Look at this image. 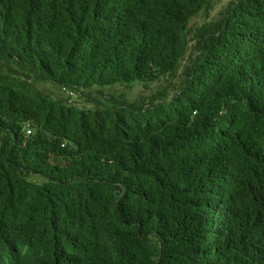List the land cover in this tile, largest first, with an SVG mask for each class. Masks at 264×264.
Returning a JSON list of instances; mask_svg holds the SVG:
<instances>
[{
    "label": "trees",
    "instance_id": "obj_1",
    "mask_svg": "<svg viewBox=\"0 0 264 264\" xmlns=\"http://www.w3.org/2000/svg\"><path fill=\"white\" fill-rule=\"evenodd\" d=\"M215 1L0 0V264H264V0Z\"/></svg>",
    "mask_w": 264,
    "mask_h": 264
},
{
    "label": "rangeland",
    "instance_id": "obj_2",
    "mask_svg": "<svg viewBox=\"0 0 264 264\" xmlns=\"http://www.w3.org/2000/svg\"><path fill=\"white\" fill-rule=\"evenodd\" d=\"M232 1V0H216L213 4V9L208 13V14H200L197 17H195L194 19H192L189 23V26L191 28H194L202 23L208 22V21H212L213 19H215L219 12L221 10H223V8H225L228 3ZM189 53L190 51L187 52V55L185 57V62L187 61L188 57H189ZM179 76L171 79L170 83L172 84H177L179 81ZM39 88H41L45 93L49 94L51 97L53 98H58L60 96H64L63 94H59V92L50 84L48 83H42V84H38ZM166 86L165 83H161V84H151L149 87L150 89L146 92H143L144 90H142L140 85H133L131 89L127 88V87H123V86H115L112 87L110 89L105 90L107 93L113 94V95H120V94H124L127 97H129L130 99H136L139 97L140 94H142L143 96L147 97L150 94L154 93L155 91H157L158 89L164 88ZM70 102H76V104L78 105H82L84 102L81 98H78V96H73L70 98Z\"/></svg>",
    "mask_w": 264,
    "mask_h": 264
},
{
    "label": "built area",
    "instance_id": "obj_3",
    "mask_svg": "<svg viewBox=\"0 0 264 264\" xmlns=\"http://www.w3.org/2000/svg\"><path fill=\"white\" fill-rule=\"evenodd\" d=\"M27 134H29V131H26Z\"/></svg>",
    "mask_w": 264,
    "mask_h": 264
}]
</instances>
